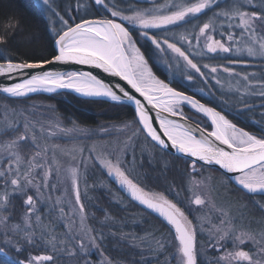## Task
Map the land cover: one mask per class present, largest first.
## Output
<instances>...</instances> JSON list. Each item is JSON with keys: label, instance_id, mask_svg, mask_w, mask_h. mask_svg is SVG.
Masks as SVG:
<instances>
[{"label": "snow or ice", "instance_id": "6c2138e0", "mask_svg": "<svg viewBox=\"0 0 264 264\" xmlns=\"http://www.w3.org/2000/svg\"><path fill=\"white\" fill-rule=\"evenodd\" d=\"M95 5L106 9L112 18L88 19L81 17L76 20L74 17L65 18L60 12L52 8L51 0H36V6L44 12L49 13V21L52 25L53 43L55 46L54 54L51 59H41L34 62L14 61L10 53L0 50V76L5 78H14L15 76H25L20 82L11 83L0 87V93L8 97H23L29 93L37 91L56 92L58 89H68L86 98H107L117 104L124 101L135 105V118L125 127L132 124L137 125L133 135L140 132L146 133V138L154 142L153 146L158 145L162 149L169 147L176 152L185 154L188 157L196 159L191 161L193 170L196 164H215L223 169L225 173L236 174L235 184L239 186L238 190H243L247 194L264 195V135L260 137L245 131L244 128L237 127L228 117L214 107H208L193 96L186 95L183 91H178L171 87L165 80L159 79L152 68L149 66L148 59L141 49L137 47V40L134 39L132 31L127 27L124 21L138 29L139 35L151 41L158 52L171 51L179 62L182 60L187 69L198 73L201 77L205 76L201 66L190 58L188 51L192 43L186 35L181 34L179 40L181 43L187 42L189 49H182L176 42H170L167 35L162 39L155 34L149 35L150 29H168L170 26L188 22L189 18H197L206 11L219 8V0H165L163 4H153L152 7L145 9L131 8L128 11L131 14H125V10L116 5L109 6L106 0H94ZM248 4L255 10H246L244 5ZM57 20L59 27L56 26ZM198 32L195 34L197 47H201L200 41L203 38V46L199 55H203L204 50L208 53H230L237 55L245 54L248 57H260L264 59V0H258L257 4L253 0H231L220 11H214L206 22L197 25ZM219 32L221 38L227 36V44L222 39H215L213 33ZM240 29L237 34L234 29ZM6 39L0 36V44H5ZM166 46V47H165ZM74 62L76 64L91 65L103 69L106 73H111L127 82V85L139 94L140 98L130 93L125 87L119 84L110 86L104 83L90 72H62L50 70L49 65L56 63ZM237 63L239 61H229ZM203 68L209 69L215 74L218 71L216 66L210 67L204 64ZM28 70H35L28 72ZM224 72L232 73V69L223 68ZM186 78L191 81L194 77L189 73ZM214 78V77H213ZM245 82L249 81V76L242 77ZM220 84V80H216ZM239 84V81L237 82ZM231 90V86H230ZM237 92L240 88L235 89ZM245 94L259 95L264 98V83L261 90L257 93L248 83L244 85ZM142 98V99H141ZM225 104L227 100L223 101ZM245 108H251L242 98L239 101ZM188 105L198 112L204 114L211 122V131L203 128H196L190 124L181 123L176 119L169 117L183 118V106ZM150 106V107H149ZM156 111L155 119L159 123V130L153 126V117L149 115L151 111ZM167 113L168 115H163ZM12 131L18 132L19 128L15 125H7ZM24 132L12 139L6 146L5 151L17 149L9 154L12 157L9 160V166L0 169V182L3 184V190H0V264H55L56 253L60 251L58 244L65 243L58 241L57 237L48 231V226L44 225L40 215H35L37 200L42 196L41 189L44 187H55L48 183L53 168L48 165V147L41 149L37 143L35 132L29 136V130L34 128L31 122L26 121L23 125ZM59 131L65 134L72 132L80 135H87V129L73 127L72 129H61L59 124L55 125ZM44 129L41 127V132ZM107 132V129H102ZM162 133V134H161ZM51 132L49 135L54 136ZM163 137H166L165 140ZM131 139V137H129ZM21 142L31 145L36 149L32 158L24 161L19 154L18 148ZM170 142V143H169ZM51 162L55 165L54 171L59 180L62 175L66 181L70 182L71 189L75 195V204L78 205V211L83 214L85 206L81 201L79 188L80 172L79 167L69 164L68 167L57 159L56 153L70 156L72 161L76 160V152L83 153L84 149L74 147L71 150H65L59 145H53ZM95 152L96 148L90 150ZM105 153L96 157L99 164L107 169L109 176H114L117 182L125 187L132 198L146 206L147 209L157 212L174 229V247L176 255L175 264H204L199 260L203 255V246L197 240V226L193 219H189L188 214L176 202L169 200L163 193L146 192L138 183L127 174L128 170L122 167L119 158L116 163L106 158ZM40 158L44 163H37ZM91 158V157H90ZM15 164L13 168L12 165ZM26 167L22 171V165ZM40 168L43 170L41 183H35L34 170ZM31 193V194H30ZM16 198L23 201L26 211L23 216V226L20 224H10L11 215H4L9 211V206ZM61 203L60 199L56 201ZM195 205H204L205 200L199 194H194V199L190 201ZM259 208L264 211V203H259ZM213 207L215 205L213 204ZM225 218L228 213L219 209ZM63 215V208L60 209ZM35 215V225L32 223V216ZM84 217H81L80 232L86 237L92 247L100 249L96 237L89 235L91 229L85 230L83 226ZM204 219L200 220V231H204ZM221 227L213 225L209 229V247L216 251L223 249L222 242L232 241L234 249L239 245L250 241L255 247L256 252L250 255L249 251L234 250L224 251L217 258L207 261V264H240L247 261L248 264H264V229L259 232L248 230L241 231L239 235H233L235 231L231 219L221 220ZM39 229V235H37ZM71 227L69 231L71 232ZM22 233L20 239H14V236ZM216 233H220L218 236ZM215 237L214 242L212 238ZM76 239V235L72 236ZM23 241V242H22ZM157 249L164 250L165 245L161 241H156ZM49 248L51 254H35L29 252V248ZM80 252L84 256L89 255V248L83 242V238L78 243ZM14 253V256H10ZM27 253V255H25ZM76 255L73 251L70 253ZM103 260L100 264H112V261L100 252ZM253 256H259V259H253ZM23 257V258H21ZM84 264H92L85 259ZM165 264H170L166 259Z\"/></svg>", "mask_w": 264, "mask_h": 264}, {"label": "trees", "instance_id": "16d2710c", "mask_svg": "<svg viewBox=\"0 0 264 264\" xmlns=\"http://www.w3.org/2000/svg\"><path fill=\"white\" fill-rule=\"evenodd\" d=\"M152 3H143L137 0H113L112 3H108L109 6L116 5L123 7L126 12L128 9L135 8V6H141L146 8L153 6V4H159L163 0H152ZM231 3V0H222L219 2V8H213L201 14L197 18H189L188 22H182L168 29H159L149 32L150 35L155 34L161 39L167 35L170 42H175V37L178 34L183 33L188 37V40L193 44L195 34L198 32L197 25H201L206 22L209 17L213 15L214 11H220L225 8L227 4ZM254 4L258 3V0H253ZM52 8L64 14L68 9L71 12L78 14L82 9L87 10V13L76 17L79 20L84 18H105L110 15L106 9L102 6L95 5L92 0H51ZM75 6L78 9L75 10ZM245 7L246 10H255L250 7ZM191 35L189 36V34ZM238 34V32H236ZM215 38L224 40L225 37L217 33L213 34ZM0 36H4L6 39L5 44H0V50H5L11 54L14 61H29L34 62L41 59H49L54 54L53 49V33L49 29L44 11H41L36 6V0H0ZM142 47V46H141ZM142 51L145 54V58L148 59L150 67L159 79L165 80L171 87L181 90L186 94L201 99L207 103L210 107L216 108L225 114L228 119L235 123L238 127L244 128L245 131L252 133L256 136L264 135V98H256L250 96V98H243L251 108H245L243 103L235 102L238 99L236 96H230L225 93L224 88H218L213 83L208 87L209 91L215 93L216 98H224L228 101L225 104L223 101L218 102L215 99L207 100L191 90L185 87L183 83V77L185 74L172 67L171 72L162 70L158 65L159 58L158 53L151 44L146 43L142 47ZM194 62H207L209 66H222L226 65L229 61H242L240 58H233L228 55H209L204 54L193 59ZM171 62V61H169ZM233 69L247 75L249 78L257 77L261 85L264 83V61L257 60L254 64L247 67H233ZM205 74V72L203 70ZM171 73V74H170ZM182 83V84H181ZM260 85V88H261ZM39 100L42 102L52 103L53 112L56 113L61 121L66 124L70 123L75 127H91L100 122L113 124L114 126L127 121H133V115L130 107L126 104H111L102 100H86L75 97L71 94H64L62 97H44V96H30L22 101H15L6 96L0 95V119H6L5 117H11L16 121V127L19 131L22 129L23 122L29 121L31 124H41L33 129L37 136V143L46 140V134L41 132L42 117L37 115V112H31L26 108L30 105V101ZM224 100V101H225ZM241 100V97H239ZM16 108L12 110L15 107ZM28 117V119H27ZM38 117V119H36ZM11 119V120H12ZM31 133V132H30ZM15 134L11 128H8L5 121L0 123V139ZM33 134V133H31ZM141 140H144L153 150L152 158H148V162L157 163V158L160 161L162 158L176 160L179 162H190L186 159L171 156L153 144L142 134ZM41 139V140H40ZM49 140V139H48ZM76 141V140H71ZM71 143V142H70ZM27 145L34 151H40L36 149L29 142ZM43 147V145H41ZM161 158V159H159ZM201 166V165H200ZM204 167V166H203ZM207 168V167H206ZM211 171L217 173L221 178H224L227 183L224 184V190L228 189L231 194H236L234 205L238 208L242 205L241 215L244 217H259L264 219V211L259 208V203H264V195L251 196L238 190L226 176L217 170L209 168ZM92 180V179H91ZM93 181V180H92ZM94 186V185H93ZM95 188L91 190L86 187L81 189L82 203L85 206V213L87 214L88 221L87 227L91 229L90 235L95 236L97 243L101 246L100 249L93 248L87 245L90 252L87 257L83 252H80L75 243L66 230L60 224H56L52 220L51 210L47 212L45 218H41L44 225L48 226V231L57 237L58 241H64L63 244H58L60 251L56 253L55 264H84L85 259H88L92 264H97L95 256L97 252L103 251L104 256L108 257L112 264H165L166 259L170 261L174 260L176 255L174 247V234L171 229L163 223L160 219L155 217L150 212L144 210L132 200H130L123 193L117 192L116 197H111L106 188H98L95 184ZM58 189L53 192H57ZM228 194V193H227ZM229 198V197H227ZM128 204V206L126 205ZM45 206H40V210L43 212ZM24 207L22 199L16 198L9 206V212L11 216L18 220L19 213L23 211ZM45 214V215H46ZM56 218V216H54ZM46 222V223H45ZM53 225L52 227L50 226ZM39 229H37V232ZM39 235V232L37 233ZM156 241L164 243V250H158ZM40 252L51 254V249L40 248ZM73 251L76 255H72ZM97 251V252H96ZM14 253H10V256H14ZM23 258V257H22ZM175 264V261L174 263ZM207 264V263H204Z\"/></svg>", "mask_w": 264, "mask_h": 264}, {"label": "rangeland", "instance_id": "374dc122", "mask_svg": "<svg viewBox=\"0 0 264 264\" xmlns=\"http://www.w3.org/2000/svg\"><path fill=\"white\" fill-rule=\"evenodd\" d=\"M137 1H141L145 4L146 3L149 4L153 2L152 0H137ZM220 1L222 0H219V2ZM92 2H94V0H92ZM112 2L113 0H106V3L110 4ZM163 3H165V0H163L159 4H163ZM246 5L247 4H245L244 6ZM247 7L251 8L250 5H248ZM119 8L123 9V7H119ZM135 8L143 9L141 8V6H135ZM76 9H78V6H75V10ZM44 13L47 23L49 24V29L51 30L52 25L49 21L50 14L47 12ZM79 13L83 15L87 13V10L82 9L81 12ZM79 13L77 14L76 11L71 12L69 9L64 12L65 18L74 17L75 19L79 15ZM125 14L127 15L131 13L129 11L126 12L125 10ZM108 18H112L111 15H109ZM124 23L132 31L134 39L137 40V47H139L141 49V52H143L142 47L145 46L146 43L151 44V41L143 36H140L138 29L134 28L132 25H129L127 21H124ZM56 26L59 27L58 20ZM153 30H159V29H150L148 31L151 32ZM220 31H223V29L218 28L217 34H219ZM234 31L239 33L240 29L237 28L234 29ZM181 34H178V36L175 37L174 39L175 42L178 44V46H181L182 49H189V45L187 42H183V43L180 42L179 36ZM190 35L191 33L189 34V36ZM224 37L225 39L222 40V42H225L227 44V36L225 35ZM200 45L201 47L203 46V38H201ZM152 46L155 47L154 45ZM201 47H197V42L194 39L192 47L188 51L190 58L196 59L198 56H201L198 54L201 52ZM157 53L159 58L158 65L160 66V68H162V70H165L166 72H171L173 67L176 70L181 71V73L185 74V76L183 77V83L185 84L182 83L181 84L189 88L191 92L196 93V95H199L207 100L216 98L215 93H213L212 91L208 92L209 91L208 87L211 83H213L218 88L223 87L224 90H226L225 93L229 95L228 97L236 96L238 99H235V102L238 103L240 101L239 97L250 98V96H253L256 98H260L259 95H253L250 93L245 94V90H244L245 83H248L249 85L252 86V89L258 93L261 90L260 88L261 84L258 81H256L258 80L256 79L257 77H251L248 82H245L242 79L244 75L238 72L237 70L233 69V67L243 68L250 66L254 64V62H256L257 60L264 61V59H261L260 57H248L246 53L242 55H237L234 52L208 53L206 50H204V54L228 55L233 58H240L242 61H239L237 63L228 62L227 66L225 64L222 66H216L218 68V71L215 74L211 73L209 69L203 68L204 64H208L207 62L206 63L196 62L201 66L202 71L204 70L205 72H207V74H205L204 77H201L198 73H195L190 69H187L184 66V62L182 60L178 62L177 59L175 58V54L172 53L170 50L166 52L157 51ZM224 67H228L232 69V73L230 74L224 72L223 71ZM189 73L194 77V79L191 81H189L186 78V75ZM216 80H220L221 83L217 84ZM238 81L239 84L237 83ZM230 86H231V90H230ZM237 87L240 88L239 92L235 90ZM64 94H70V93L59 91L53 93H45V94L37 93L23 97H16V98L10 97V98L15 101H22L34 95L36 97L38 96L62 97ZM194 98L200 100L206 106L210 107L207 103L203 102L201 99L197 97ZM86 100H100V99H86ZM215 100L221 102L224 101L225 99L221 97V98H216ZM108 103L117 104L115 102H108ZM28 104L30 105L26 109L31 112L34 111L37 112V115L41 116L43 120L42 124L44 125V133L46 134L45 136L47 139L38 143L40 145H43L41 149H43L44 147H48L49 149L48 165L53 168V171L48 178V183L50 185L55 186V187H44L41 189L42 196L37 200L35 215H40L41 218H45L46 216H48L46 213L51 210L53 215L52 220H54L57 225L60 224L62 226L63 224L64 226L63 228L66 230L69 236L76 235V239L73 240H75L74 242L77 243V247L81 238H83V242L85 243V245H90L88 239L83 236V233L80 232L81 217L82 216L84 217L83 226L85 230L88 229L87 227L88 217L85 212L81 214L78 211V205L75 204L74 192L71 189L70 182L64 179L63 170H62L61 178L58 180L56 177L54 171L55 165H52L51 162V156H52L51 148L53 145H59L61 148L65 150H71L74 147H79L84 149L82 154L80 152L75 153L76 155L75 161H72L70 156L62 155L60 152L56 153L57 159L64 165L65 168L68 167L69 164H74L79 167L80 193L82 188L87 187L88 190L89 189L91 190V188H95L94 186L96 184L98 188H106L109 190V192L113 193V194H109L111 197H116L118 195L117 192L123 193L122 194L123 196L126 195L123 190V186H121L117 182L114 176H109L107 169L102 167L99 164L98 160L96 159V157L100 156L102 153H105L107 154L106 158L111 160L113 163H116L117 159L119 158L122 167L128 170L127 174L129 175V177L133 179L134 182L138 183V185L142 187L146 192L163 193L167 199L176 202L178 206L184 208L186 214H188L189 216V219L196 218L193 219V222L197 226V240L199 241V244L203 246L202 248L203 255L199 257L200 261L207 263L208 260L217 258L220 255H222L224 251L244 250V251H249L250 255L256 252V247L250 241H246L244 244L239 245L238 249H234L231 240H228L227 242H222L224 244V247L220 251H216L211 247H209L210 238H209L208 230L212 229L213 231H215L213 225L226 228L227 227L226 224L221 225V220L223 219L232 220L235 228V231L232 233L233 235H239L241 231L253 230L259 232L261 229H264V219H260L259 217L256 218L244 217L246 215L245 211H243L244 216L241 215L240 212L241 210L238 209L243 208V206L239 205L240 207L237 208L233 203V201L234 202L236 201L234 197L237 195L234 193L231 194L232 192H230L228 189L224 190V184H226L227 181L224 178L219 177L217 173L214 172L213 170L211 171L209 168L197 164L195 170H193V168L191 167V162H179L167 158H162V160H165L167 163H165L164 161H160L157 158H154L157 160V163L148 162L149 161L148 158H152L153 150L144 140H141V135H139V133L137 135H133V132L136 131L137 125L132 124L130 127L127 128L125 127V125L130 124L131 121L120 123L116 126H114L113 124L100 122L91 127H81V128L79 127L80 129H87L88 130L87 135H80L78 133H72V132L65 134L64 132L59 131V129L55 127L57 123L59 124V127L61 129H72L75 126L71 125L70 123L66 124L65 122L61 121L57 116H55L56 113L53 112L52 103L33 100L30 101ZM16 108L18 107L16 106L12 110ZM183 116L199 124L204 129L211 131V126H210L211 123L207 120V118H205L203 115H201L198 111L191 108L190 106L188 105L183 106ZM5 118H6L5 120L0 119V123L5 121L6 125L17 124L16 121L11 117L6 116ZM36 119H38V117H36ZM24 123L25 122H23L22 129L20 131L15 132V134H12L8 137L0 139V169H5L9 166L8 162L9 160L12 159L9 153L17 149H9L8 151H5L4 150L5 146L12 139H15L16 136L24 132V127H23ZM32 125H34L35 128L41 124H32ZM34 128L29 130L28 133L29 136L32 135L31 133H33ZM102 129H107L108 131L105 132L102 131ZM51 132H55L56 134L54 136L49 135V133ZM129 137H131V139H129ZM71 140H76V141L73 142ZM93 146H95L96 148V151L94 153L90 151L93 148ZM36 151L33 152L32 148H30V146L25 144L24 142H21V145L18 148V152L23 157V160L25 162L30 160ZM37 163H44V161L40 158H37ZM12 167L13 168L15 167L14 163ZM25 167L26 164L22 165V171L24 170ZM33 175L35 176L34 182L41 183L43 177V170L40 168H36L34 170ZM56 189H58V191L53 192ZM0 190H3L2 182H0ZM243 193L247 194L244 191ZM194 194L201 195V197L205 200V204L195 205L193 203H190V201L194 199ZM248 195L261 196L262 194L257 193V194H248ZM58 199H60L61 201V203L59 204L56 203ZM81 201H82V195H81ZM213 204L215 205V207H213ZM126 205L128 206V204ZM40 206H45L43 212L40 210ZM23 207H24L23 211L18 215L19 216L17 218L18 220H15V217L13 216L12 219L9 221L10 224H20L21 226H23V216L26 211V206L23 205ZM61 208H63V215L60 212ZM219 209H223L224 211H226L228 213V217L225 218L223 213L219 211ZM10 213L11 212L8 211L4 213V215H11ZM35 215L32 216L33 225H35L36 223ZM54 216H56V218ZM201 218L204 219V223H203L204 231H200ZM50 226L52 227L53 225L50 224ZM70 227L72 229L71 232L69 231ZM0 232H2V228H0ZM219 234L220 233H216L217 236ZM22 235L23 234L20 233L19 235L14 236V239H20ZM2 239L3 236L0 235V240ZM214 239L215 237L212 238L213 242ZM40 248H29V252H31L33 255L46 254L45 252H40L39 251ZM25 255H27V253H25ZM259 258H260L259 256H253V259H259ZM95 260L97 264H100V262L103 260V257L100 255V252H97V255L95 256ZM174 261L175 260L171 261V264H173ZM240 264H248V262L242 261L240 262Z\"/></svg>", "mask_w": 264, "mask_h": 264}, {"label": "water", "instance_id": "95a60500", "mask_svg": "<svg viewBox=\"0 0 264 264\" xmlns=\"http://www.w3.org/2000/svg\"><path fill=\"white\" fill-rule=\"evenodd\" d=\"M88 19H102V18H88ZM53 49L55 51V46H54V43H53ZM51 59V58H49ZM48 67L50 70H55V71H62V72H90L92 75L96 76L98 79H100L101 81H103L104 83H107L109 84L110 86H114L116 84H119L121 85L122 87H125L126 90H128L130 93L134 94L137 96V98H140L139 97V94L138 93H135V91L133 89H131V87L129 85H127V82L120 79L119 77L117 76H113L111 73H106L103 71V69H100V68H96L94 66H91V65H82V64H76L74 62H67V63H56V64H52V65H49V66H46ZM35 70H28V72H33ZM26 78L25 76L21 75V76H15L14 78H5L4 76H0V87L4 86V85H8V84H11V83H16V82H20L22 79ZM59 91H63V92H67V93H70V94H73L75 96H78L80 98H84V99H100V100H104L106 102H112L110 101L109 99L107 98H86V97H83L79 94H77L76 92L72 91V90H68V89H58L56 92H59ZM37 93H53V92H43V91H37V92H33V93H29L28 95H31V94H37ZM0 95H3V96H6V94L4 93H0ZM187 95V94H186ZM27 96V95H26ZM191 96V95H189ZM8 97V96H6ZM10 98V97H9ZM11 98H16V97H11ZM142 99V98H141ZM196 99V98H195ZM202 103V102H201ZM122 104H126L130 107L131 111H132V115H133V118H135V105L132 104L131 102H128V101H124ZM150 107V106H149ZM149 115L151 117H153V126L156 127L158 130H159V123L158 121L155 119L156 117V111L153 110L149 113ZM163 115H168L167 113H164ZM169 118H172V119H176L178 120L179 122L181 123H187V124H190L192 125L193 127H196V128H203L202 126H200L199 124L193 122L192 120L186 118L183 116V118L177 116V117H169ZM204 129V128H203ZM142 134L146 137V133H143ZM162 134V133H161ZM165 140H167L166 137H163ZM149 141H150V138H147ZM152 144H154V142H151ZM170 143V142H169ZM156 147L158 149H160L161 151L171 155V156H174V157H178V158H182V159H186L188 161H192L196 158L194 157H188L187 155L185 154H181V153H178L176 152L175 149L169 147L167 149H162L160 148L158 145H156ZM197 165H201V166H204V167H207V168H211V169H214V170H217L219 171L220 173H222L224 176H226L228 179L231 178V177H234V175L236 174H233V173H225V171L221 168H219L218 165H215V164H211V165H208V164H204L203 162H199L197 163ZM229 181L237 188H239L238 185L235 184V181L234 179H229ZM123 190L126 194V196L132 200L134 203H136L138 206H140L141 208H143L144 210L150 212L151 214H153L155 217H157L158 219H160L163 223H165L170 229L171 231L173 232L174 234V229L172 228L171 225H169L163 217H161L157 212L155 211H152L150 209H147L146 206L142 205L139 203V201L135 200L132 198L131 194L128 192V190L123 187Z\"/></svg>", "mask_w": 264, "mask_h": 264}, {"label": "bare ground", "instance_id": "6f19581e", "mask_svg": "<svg viewBox=\"0 0 264 264\" xmlns=\"http://www.w3.org/2000/svg\"><path fill=\"white\" fill-rule=\"evenodd\" d=\"M46 92V91H43ZM197 111V110H196ZM200 113V112H199ZM201 115H203L205 118H207L204 114L200 113ZM207 120L210 122V119L207 118ZM211 123V122H210Z\"/></svg>", "mask_w": 264, "mask_h": 264}]
</instances>
